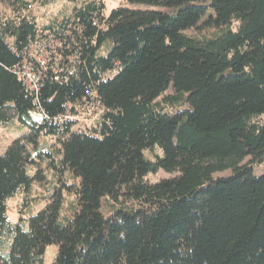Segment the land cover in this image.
Listing matches in <instances>:
<instances>
[{"label":"trees","instance_id":"16d2710c","mask_svg":"<svg viewBox=\"0 0 264 264\" xmlns=\"http://www.w3.org/2000/svg\"><path fill=\"white\" fill-rule=\"evenodd\" d=\"M54 1L0 0V125L26 127L0 154V264L51 243V264H264V0H73L39 27Z\"/></svg>","mask_w":264,"mask_h":264},{"label":"rangeland","instance_id":"374dc122","mask_svg":"<svg viewBox=\"0 0 264 264\" xmlns=\"http://www.w3.org/2000/svg\"><path fill=\"white\" fill-rule=\"evenodd\" d=\"M100 1L104 4L105 14H108L112 8L120 6V5L131 7V8L148 7L143 4H132V3H129L127 0H100ZM73 5H74L73 0H55L53 3L49 5L38 7L35 10V14L37 15L38 26L40 27L44 24L47 25L53 19H61L63 15H68ZM47 50L48 48L42 45L40 46L39 50L37 51L35 50V52H32V55L36 59H41L43 60L42 62H45V57L49 54ZM170 91L171 90H169L168 92ZM7 112L11 114L12 111L8 110ZM97 118L98 116L95 117V119L87 120L85 124H82L84 126L87 125V127H84V128H87L86 131L87 130L91 131L93 126H95L96 124ZM25 130H26V127L23 124H21L14 116L11 117L10 122H8L7 125L5 126L0 125V154H2L5 151L6 147L10 144V142L13 139L23 134ZM262 166H263L262 164H258V163L255 164L253 168V173L256 175L261 173ZM230 173H231V170L228 169V170H225L219 173L218 172L214 173L213 177L225 176V175H229ZM168 177H171V174L163 170H158L156 173H149L147 175V179L150 182H156L160 179L168 178ZM33 190L34 191L41 190V188L39 187V185L35 184L33 187ZM36 194H37L36 192H33V195L35 197L31 200L30 204L28 205V210L30 209V211H34V212L43 208L46 203V200L38 198ZM64 196H65L64 198L68 200H73L74 198V195H72L71 193L68 194L67 192H64ZM22 202H23L22 195L20 194H17L14 197L6 201L8 216L12 222L18 221L19 216H20L19 210L20 208L22 209L24 208V206L22 205ZM102 212L104 214H107L108 210L103 207ZM56 252H57L56 244L51 243V244L46 245L44 253H43L44 263L51 264L55 257Z\"/></svg>","mask_w":264,"mask_h":264},{"label":"built area","instance_id":"2783aa9c","mask_svg":"<svg viewBox=\"0 0 264 264\" xmlns=\"http://www.w3.org/2000/svg\"><path fill=\"white\" fill-rule=\"evenodd\" d=\"M32 58L37 62L41 61V63H43L42 62L43 60L41 59H36L35 57H32ZM23 65L26 70H25V73L20 75L21 76L20 78H23L28 83H32L36 81L35 74H33L32 69L28 67L27 61H24ZM91 103H92L91 101H88V100L85 101L83 107L77 106L73 113H66L63 116V119L66 121H71L72 129L74 130H77V131L86 130L87 128H84V127H87V125L84 126L82 124H85L87 120L95 119V117H97L100 113V110H96V108H94L91 105ZM36 118L41 119V115L38 114Z\"/></svg>","mask_w":264,"mask_h":264}]
</instances>
